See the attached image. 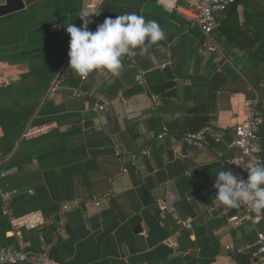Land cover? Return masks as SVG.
<instances>
[{
  "label": "crops",
  "instance_id": "0c3cea01",
  "mask_svg": "<svg viewBox=\"0 0 264 264\" xmlns=\"http://www.w3.org/2000/svg\"><path fill=\"white\" fill-rule=\"evenodd\" d=\"M198 1L24 0L22 11L0 17V74L10 81L0 92V171L17 168L0 180V193L11 195L6 207L0 198V250L15 241L10 217L40 212L45 226L23 232L27 251L58 264H259L255 231L229 222L241 207L216 199L214 183L235 154L228 144L245 101L257 95L264 112V0H237L221 16L211 34L218 52L202 46ZM82 13H93L92 31L127 13L159 23L165 40L135 51L146 88L124 59L118 77L94 70L82 80L71 69L66 27H81ZM59 75L62 87L48 93ZM52 125L21 140L29 126ZM204 126L224 141L184 139ZM187 218L192 229L177 235ZM257 228L264 232V217Z\"/></svg>",
  "mask_w": 264,
  "mask_h": 264
},
{
  "label": "built area",
  "instance_id": "2783aa9c",
  "mask_svg": "<svg viewBox=\"0 0 264 264\" xmlns=\"http://www.w3.org/2000/svg\"><path fill=\"white\" fill-rule=\"evenodd\" d=\"M236 0H199L195 6L193 12V23L199 30L202 36V46L209 52H218V47L215 45L211 38L212 32L219 26V20L221 16L227 11V9L235 3ZM99 24H97L98 26ZM136 54V53H135ZM135 54L126 56L124 58L127 68L134 71V80L137 85L145 87V80L143 72L136 67ZM172 61H166L161 64V68L172 66ZM85 77H82L84 80ZM64 77L62 75L57 76L48 89V93L57 92L63 85ZM10 86V81L5 79L0 74V92L7 89ZM150 102L154 109H158L160 101L158 97L148 91H146ZM73 96L77 98H83L85 95L82 92L74 91ZM122 96H119L121 98ZM260 99L257 95L253 98L245 101V119L242 123L235 127V133L233 140L228 144V148L235 152L234 156L226 160L227 169H231L238 173L243 178H247V169L251 166L263 165L262 160V140L261 133L264 125L263 113L259 111ZM108 103L103 105H96L93 110L103 111ZM54 126H29L22 135L21 140H30L32 138L41 136L47 133ZM168 133V128L163 125L158 137L162 138ZM184 139L190 144H197L200 147H208L211 140L215 142H223L224 135L211 126H206L196 133L185 134ZM175 142V140H174ZM145 155L149 152L145 151ZM116 153V156H119ZM0 163L2 158L0 156ZM17 172V168H11L8 170L0 171V180L4 179L8 174ZM1 202L6 207L11 195L6 192L0 193ZM77 205V204H76ZM98 206L99 203H96ZM215 207H220L216 205ZM241 216H234L229 219L230 223L235 225L248 222L251 228L256 233V251L253 257L257 259L259 264H264V232L259 231L257 225L263 220V213H256L249 204L242 203ZM64 209H68V206H64ZM167 210L165 204L159 205V211L164 213ZM210 210V209H209ZM7 212V211H6ZM179 231L177 235L182 231H189L193 227V220L187 218L180 220ZM10 235L14 238V243L0 250V264H58L52 260L46 253L34 254L27 251V243L23 239V232L25 231H37L43 228L46 224V218L40 212H31L20 217H10Z\"/></svg>",
  "mask_w": 264,
  "mask_h": 264
},
{
  "label": "clouds",
  "instance_id": "9594fccd",
  "mask_svg": "<svg viewBox=\"0 0 264 264\" xmlns=\"http://www.w3.org/2000/svg\"><path fill=\"white\" fill-rule=\"evenodd\" d=\"M93 14V13H91ZM91 14H81L83 25L66 27L70 35V67L81 77L94 70H106L118 77L122 61L139 50L143 55L148 48L165 40V33L155 20H146L142 15L127 13L115 18H105L95 31L89 29ZM98 16L100 11L95 12ZM247 178L229 169L218 172L214 187L216 199L228 208H238L247 203L256 213H264V165L247 169Z\"/></svg>",
  "mask_w": 264,
  "mask_h": 264
},
{
  "label": "water",
  "instance_id": "95a60500",
  "mask_svg": "<svg viewBox=\"0 0 264 264\" xmlns=\"http://www.w3.org/2000/svg\"><path fill=\"white\" fill-rule=\"evenodd\" d=\"M1 2L0 17L22 11L25 8L24 0H1ZM262 160L264 165V125L262 128Z\"/></svg>",
  "mask_w": 264,
  "mask_h": 264
},
{
  "label": "trees",
  "instance_id": "16d2710c",
  "mask_svg": "<svg viewBox=\"0 0 264 264\" xmlns=\"http://www.w3.org/2000/svg\"><path fill=\"white\" fill-rule=\"evenodd\" d=\"M236 2H237V0H236L235 3L232 4L229 8H234V7L236 6ZM229 8H228V9H229ZM228 9H227V10H228ZM226 12H227V11H226ZM226 12H225V13H226ZM225 13H224V14H225ZM148 92L152 93V92L149 91V90H148ZM152 94H154V93H152ZM154 95H156V94H154ZM156 96H157V95H156ZM157 97H158V96H157ZM158 99H159V97H158ZM159 101H160V99H159ZM160 105H161V102H160ZM160 105H159L158 109L160 108ZM204 127H206V126H204ZM202 128H203V127H202ZM202 128H201V129H202Z\"/></svg>",
  "mask_w": 264,
  "mask_h": 264
}]
</instances>
